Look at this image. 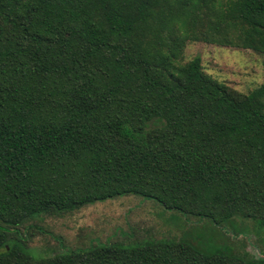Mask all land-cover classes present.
Segmentation results:
<instances>
[{"label":"trees","instance_id":"1","mask_svg":"<svg viewBox=\"0 0 264 264\" xmlns=\"http://www.w3.org/2000/svg\"><path fill=\"white\" fill-rule=\"evenodd\" d=\"M192 41L264 53V0H0V264H264L171 239L28 251L33 215L120 195L264 225V79L233 88Z\"/></svg>","mask_w":264,"mask_h":264},{"label":"rangeland","instance_id":"2","mask_svg":"<svg viewBox=\"0 0 264 264\" xmlns=\"http://www.w3.org/2000/svg\"><path fill=\"white\" fill-rule=\"evenodd\" d=\"M200 56L204 71L241 92L263 81L264 53L192 41L184 59ZM221 225L209 218L186 216L153 198L120 195L86 204L73 211L35 214L22 226L32 255H50L96 241L132 247L149 240H184L201 251L264 257V225L234 216Z\"/></svg>","mask_w":264,"mask_h":264}]
</instances>
